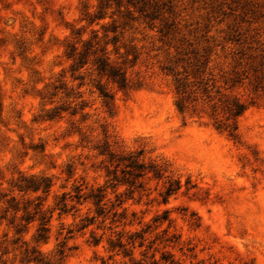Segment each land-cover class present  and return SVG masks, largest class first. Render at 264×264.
Here are the masks:
<instances>
[{
	"label": "rangeland",
	"instance_id": "1",
	"mask_svg": "<svg viewBox=\"0 0 264 264\" xmlns=\"http://www.w3.org/2000/svg\"><path fill=\"white\" fill-rule=\"evenodd\" d=\"M109 153L144 175L120 166L115 186ZM32 176L49 192H19ZM162 259L264 264V0H0V264Z\"/></svg>",
	"mask_w": 264,
	"mask_h": 264
},
{
	"label": "trees",
	"instance_id": "2",
	"mask_svg": "<svg viewBox=\"0 0 264 264\" xmlns=\"http://www.w3.org/2000/svg\"><path fill=\"white\" fill-rule=\"evenodd\" d=\"M79 55L78 53H76V49L72 48L70 51V58ZM80 62V58H78ZM98 63V71L100 73H102L103 75L107 76L108 79L111 80H115L116 83L119 85L120 88L125 89L126 88V79L124 78V75L119 74L117 71H115L107 62V59H99L97 61ZM99 95L103 98V99H108V93H106L105 91H103L102 89H98ZM245 110V107L241 104V103H237L233 106L232 109H230V116L231 117H238L240 116ZM233 131H235V127L233 129H231ZM104 152V151H103ZM101 156L104 155V153H100ZM138 157L134 156L132 154L121 158L118 157L112 153L108 154V164L109 167L113 166L114 170L112 172V178H111V182L116 186L118 181H117V176H116V171L120 166H123V171L122 173L126 172V174L132 176L134 179L136 178H141L144 175V168L143 166L137 161ZM156 176V174H154ZM21 182H24L23 185H19L17 186L18 191L19 192H24V193H37L38 191H42V193H48L50 188H51V183L47 180V179H36L34 176L30 177V178H23L21 180ZM178 185L176 184V187H168L164 193V197H163V202L165 203L168 199V197L175 192L178 189ZM81 193V189L76 188V194L74 195L73 199L76 200V203H78L80 201V199L83 197ZM67 194L62 195L61 200L59 202V208L58 210L60 211V213H66L67 209H73V207L70 206L69 208V204L68 202H72L73 199L71 198V196H68ZM105 198V194H104V190L102 189H97L95 193L84 197V200H88L91 199L94 201V205L97 207V214L100 215L102 213L101 211V206L100 204L102 203L103 199ZM9 205L11 207H13L15 213L19 211L18 207V203L15 201L14 197H11L9 199ZM28 203V202H27ZM31 204H27L24 205L22 207V210L24 212H27L29 209V206ZM40 206L41 205H36L33 208V213L32 216H29L28 214H26V221L30 220V219H34L35 216L39 217V221L40 223V228L37 230V235H36V242H45L47 240V233H48V223L51 217H49L48 219L45 218L44 214L41 212L40 210ZM116 217V213L113 214V218ZM92 218L90 220V222H93ZM163 220H165V217L163 218ZM158 221V218H156L154 220V222ZM85 228V226L83 227ZM128 234V232L126 233H122L120 234L121 237L119 238L118 242L111 244V248L112 250H114L115 248H123L125 247V244L122 243V241L120 240L122 238L123 235ZM136 240L138 241V247L141 248L143 246V235L135 232L133 235H129L127 238V244L131 245L132 249L134 248V244L136 242ZM33 254L35 252H32ZM58 255L60 256V259L63 257V251H59ZM130 255H132L130 253ZM33 262H40L38 261L37 257H33L31 259ZM164 264H176L173 261H169L168 259H162Z\"/></svg>",
	"mask_w": 264,
	"mask_h": 264
}]
</instances>
